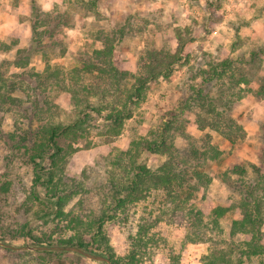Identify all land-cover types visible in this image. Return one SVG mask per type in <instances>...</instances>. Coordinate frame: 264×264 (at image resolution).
Here are the masks:
<instances>
[{
  "label": "rangeland",
  "instance_id": "obj_1",
  "mask_svg": "<svg viewBox=\"0 0 264 264\" xmlns=\"http://www.w3.org/2000/svg\"><path fill=\"white\" fill-rule=\"evenodd\" d=\"M32 3L36 13L50 15L52 21L48 28H58L60 31L57 41L65 46L64 54L60 55L54 47L52 49L55 51L50 52L53 41L46 37L44 49L40 48V42H33ZM194 23H209L210 27L208 31L198 30L197 35L191 36L193 38L187 46L188 62L174 68L167 78L159 77L150 84L144 102L134 109L133 116L124 123L120 135H105L102 125L95 121L75 142L61 141V146L70 153L64 165L68 177L78 178L86 171L90 174L94 192H98L104 184L105 191H108L107 177L113 169L109 164L112 156L108 155L106 148L122 149L130 138L148 137L158 124L161 113L175 109L180 99L191 92V87L195 89V86L202 84L201 73L207 69L209 61L230 57L248 79V83L240 84L241 93L237 96L236 107L231 111L245 137L240 141L239 137L234 136L232 145L226 138L227 133L225 137L213 129L200 130L201 116L189 113V123L185 128L189 141H193L200 151L207 150L210 145L221 152L214 161L207 157L208 154L204 156L207 163L200 161L202 174L194 207V211H197L203 209L199 202L202 196L210 197L219 204L231 203L235 199V194L231 193L221 178V174L229 167L247 168V183H253L252 165L264 172V143L261 138L264 134V93L258 95L259 82L264 79V0H99L98 11L86 10L75 0H0V62H4L0 66L2 80L19 82L23 87L30 85V88L38 81L46 91L41 101L45 99L49 105L33 112L25 104L22 108L10 107V114H4V110H1L3 104H0V264H24L18 256L5 253L1 249L4 247L15 254L31 252L25 258L26 264H44L43 256L41 261L36 252L54 251L26 250L31 246H27L25 240L10 241L5 238V233L29 225L31 234L36 236L54 233L53 238H69L73 234L60 219L44 222L35 218L34 215L40 213L43 207L31 200L29 195L32 175L25 150L15 147L16 142L10 141L5 134L17 133L22 136L48 123L69 124L75 120V108L81 104L77 98L87 96L91 101L94 95L90 86L105 88L106 79H99L97 72L83 81L89 86L90 94L77 90V98L72 102L68 88L74 83L72 68L82 67L85 54L91 57L93 51L102 48L98 37H105L111 30L122 28L124 36L116 51L121 59L131 65V76H140L146 71L147 50L175 54L180 41L177 30L192 27ZM182 37L185 39V36ZM23 49L27 50L24 54L26 58L16 61L17 51ZM252 52L258 53L254 62H251ZM161 58H154L151 65L162 67ZM60 71L63 75L59 74ZM132 82L133 79H127L129 89ZM218 84L211 87L215 89ZM24 107L26 112H21ZM143 161L146 168L155 170L163 164L165 156L145 154ZM256 196L263 200L261 209L264 214V188H258ZM167 197L168 194L162 188L152 187L149 195H145L137 206L129 210L127 224L118 222L112 228L107 226L111 230L108 233L109 229H106L105 233L109 237L108 246L111 247L113 259L129 255L131 245L128 235L133 231L131 224L134 223L133 219L141 217L162 218L152 230L154 236L152 244L148 246L149 252L137 255L133 264H207L212 261L214 264H233L236 259H244L239 258L242 236L237 235L234 239L229 237L227 219L220 221L213 231L202 226L197 233V229H188L179 220L186 214L184 204L175 208L167 201ZM72 205L66 207L65 213L69 212ZM203 224L211 227L206 217ZM261 232L264 235V226ZM73 254L76 253L67 252L58 260L48 259L47 263L106 264L86 257L76 258ZM252 259L253 262L248 261L247 264H257V259Z\"/></svg>",
  "mask_w": 264,
  "mask_h": 264
},
{
  "label": "trees",
  "instance_id": "obj_2",
  "mask_svg": "<svg viewBox=\"0 0 264 264\" xmlns=\"http://www.w3.org/2000/svg\"><path fill=\"white\" fill-rule=\"evenodd\" d=\"M75 1L86 10H99V0ZM31 5L34 14L31 20L33 42H40V48L44 49L43 42L46 37L53 41L50 52L55 51L52 49L54 47L59 50L60 55L64 54L65 46L57 41L60 31L58 28L56 30L48 28L52 21L49 19L50 15L36 13V7L33 3ZM209 27V23L201 25L194 23L192 27L182 31L177 30L180 41L175 54L147 50L148 61L145 60L147 64L144 65L146 71L140 76H131L129 68L131 65L121 59L116 51V47L124 36V30L122 28L111 30L105 37H98L102 43L101 49L93 51L91 57L85 54L81 62L82 67L72 68L74 83L72 82V86L68 87L71 101L77 98V90L79 92L83 90L81 93L86 92L87 95V93L90 94V89L94 95L93 101H89L87 96L83 99L77 98L81 103L78 107H81L75 108L77 116L74 121L69 124L48 123L22 136L16 132V134H5L10 141L16 142L15 147L25 150L32 175L29 195L31 200L43 207L40 213L34 215L35 218L44 222L60 219L66 223L68 230L73 232L69 238H53L54 233H42L36 236L31 234L32 229L26 225L20 230L5 233L6 239L10 241L23 239L26 245L31 247H75L104 256L110 260L111 264H133L137 260V255L149 252L148 246L152 244L154 236L152 230L159 225L162 217L133 219L134 225L131 224L133 231L128 235L131 252L127 257L113 259L111 247L108 246L109 237L106 236L105 230L109 229L108 225L112 228L118 222L127 224L130 218L129 210L137 206L145 195L148 196L150 188L154 187L162 188L168 194L167 201L169 200L175 208L179 204H184L186 214L179 220L186 228L197 229V233L202 226L209 227V230L213 231L219 226L220 221L227 219L229 237L234 239L237 235L242 236L239 258L244 259L243 261L236 259L233 264H247L248 261L252 263V258L257 259V264H264V244L262 243L264 235L261 232L264 226V214L261 209L263 200L256 196L257 189L264 188V172L260 168L252 165L253 183H247L249 174L247 168L229 167L221 174V178L231 193L235 194V199L231 203L219 204L210 197L202 196L199 202L203 209L194 211L197 202L195 195L200 183L199 177L202 174L200 161L207 163L204 158L206 154L210 160L214 161L221 152L210 145L207 150L200 151L193 141H189L190 137L185 133L186 125L189 123V113L201 116L200 130L213 129L224 134L225 137L227 133L226 138L232 145L235 137H239L240 141L245 137L242 128L236 125L231 111L236 107L237 96L241 93L240 84L248 83V79L236 65V61L230 57L209 61L206 65L207 69L201 73L202 84L195 86V89L191 87V92L180 99L175 109L161 113L158 124L148 137L130 138L122 149L106 148L108 155L112 156L109 164L113 169L111 175L107 177L108 191H105L104 184L98 192H94L90 174L86 171H83L78 178L68 177L65 173L64 165L70 153L61 146V141L75 142L95 121L102 125L105 135L114 137L120 135L124 123L133 116L134 109L144 102L150 84L155 83L159 77L167 78L174 68L187 63L189 60L187 46L193 38L191 36L197 35L198 30L208 31ZM43 28L45 29L41 31ZM182 36H185V39ZM1 48H4V45H1ZM26 52L27 50L24 49L18 50L16 61L22 57L24 60ZM257 55V52L251 53V62L257 59ZM160 57H163L161 58L162 67H153L154 65L150 62ZM3 63L0 62V66ZM16 64L19 63L16 62ZM240 64L243 65V63ZM94 72L98 73L99 79H106L105 88L98 86L89 88L83 82L85 77L93 75ZM62 73V71L59 72L63 75ZM128 78L133 79L130 89L126 84ZM35 83L34 87L30 88V85L23 87V84L19 82L3 81L0 73V104H3L1 110H4V114H10V107L22 108L25 104H28L33 112L41 111L42 107H48V101L45 99L41 101V96H44L46 91L42 89L38 81ZM215 83L219 84L213 89L211 86ZM259 86L258 95L260 92L264 93V79H261ZM66 89L67 87L65 91ZM13 94L18 95L12 96ZM21 112H26L25 107ZM1 135L0 130V137ZM261 138L264 143V134ZM177 142L179 147H176ZM181 144L182 148H180ZM145 154L165 156V161L155 170H151L146 168L143 161ZM6 191L7 188L5 193ZM72 203L69 212L65 213L66 207ZM205 217L211 227L203 224ZM108 233H111L110 229ZM1 249L11 256L13 254L18 256L24 264L27 263L25 258L31 254L28 251L15 254L8 248ZM36 254L40 255L41 261L44 258V264H48V259L58 260L67 252L38 251ZM73 255L76 258H83ZM212 256L214 258V254ZM207 264H214V261Z\"/></svg>",
  "mask_w": 264,
  "mask_h": 264
},
{
  "label": "water",
  "instance_id": "obj_3",
  "mask_svg": "<svg viewBox=\"0 0 264 264\" xmlns=\"http://www.w3.org/2000/svg\"><path fill=\"white\" fill-rule=\"evenodd\" d=\"M25 249L29 250V251H38V250L66 251V252L76 253L82 257H86V258L93 260V261H100V262H104L106 264H111L109 259H107L104 256H100V255L94 254V253H89L87 251L80 250V249H77L75 247H69V246H63V247H27Z\"/></svg>",
  "mask_w": 264,
  "mask_h": 264
}]
</instances>
